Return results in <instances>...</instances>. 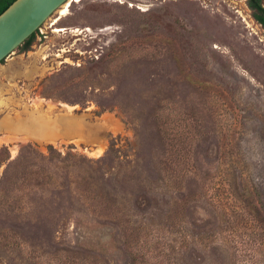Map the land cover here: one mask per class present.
I'll use <instances>...</instances> for the list:
<instances>
[{
    "label": "rangeland",
    "instance_id": "374dc122",
    "mask_svg": "<svg viewBox=\"0 0 264 264\" xmlns=\"http://www.w3.org/2000/svg\"><path fill=\"white\" fill-rule=\"evenodd\" d=\"M66 2L0 63V264H264L246 0Z\"/></svg>",
    "mask_w": 264,
    "mask_h": 264
},
{
    "label": "water",
    "instance_id": "95a60500",
    "mask_svg": "<svg viewBox=\"0 0 264 264\" xmlns=\"http://www.w3.org/2000/svg\"><path fill=\"white\" fill-rule=\"evenodd\" d=\"M66 1H12L0 13V63Z\"/></svg>",
    "mask_w": 264,
    "mask_h": 264
},
{
    "label": "trees",
    "instance_id": "16d2710c",
    "mask_svg": "<svg viewBox=\"0 0 264 264\" xmlns=\"http://www.w3.org/2000/svg\"><path fill=\"white\" fill-rule=\"evenodd\" d=\"M14 0H0V13ZM251 8H257L260 13H255V16L264 23V8L260 6L259 0L250 2ZM261 14V15H260ZM35 36V32L29 35L19 46L23 51L28 50Z\"/></svg>",
    "mask_w": 264,
    "mask_h": 264
},
{
    "label": "flooded vegetation",
    "instance_id": "af4514ba",
    "mask_svg": "<svg viewBox=\"0 0 264 264\" xmlns=\"http://www.w3.org/2000/svg\"><path fill=\"white\" fill-rule=\"evenodd\" d=\"M262 1L263 0H259V4H260L261 7L264 8V4H263ZM246 2H247L248 8L251 11V16L253 18L254 23L257 24L263 30V35H264V23L255 16V13H258L259 14L260 11L257 8H251L250 7V2H252V0H246Z\"/></svg>",
    "mask_w": 264,
    "mask_h": 264
},
{
    "label": "bare ground",
    "instance_id": "6f19581e",
    "mask_svg": "<svg viewBox=\"0 0 264 264\" xmlns=\"http://www.w3.org/2000/svg\"><path fill=\"white\" fill-rule=\"evenodd\" d=\"M61 6H62V7H65V10L60 11V14L65 16V14H66V10H67V7H68V2H65V3H64L63 5H61ZM59 31H60V29H59Z\"/></svg>",
    "mask_w": 264,
    "mask_h": 264
}]
</instances>
